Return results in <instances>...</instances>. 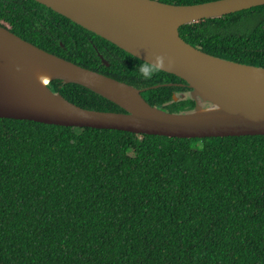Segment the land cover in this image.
Listing matches in <instances>:
<instances>
[{
    "label": "trees",
    "instance_id": "trees-1",
    "mask_svg": "<svg viewBox=\"0 0 264 264\" xmlns=\"http://www.w3.org/2000/svg\"><path fill=\"white\" fill-rule=\"evenodd\" d=\"M0 26L146 88L151 106H194L180 78L34 0H0ZM178 33L207 54L264 67V5ZM48 86L82 108L123 112L82 86ZM0 264H264V136L186 139L1 118Z\"/></svg>",
    "mask_w": 264,
    "mask_h": 264
},
{
    "label": "water",
    "instance_id": "water-1",
    "mask_svg": "<svg viewBox=\"0 0 264 264\" xmlns=\"http://www.w3.org/2000/svg\"><path fill=\"white\" fill-rule=\"evenodd\" d=\"M34 1L180 78L194 106L181 113L151 106L141 96L146 88L76 65L0 26V119L186 139L264 136V67L207 54L178 33L184 24L262 6L264 0L177 5L157 0ZM156 56L163 58L162 64ZM53 80L82 86L123 112L77 106L50 89Z\"/></svg>",
    "mask_w": 264,
    "mask_h": 264
},
{
    "label": "clouds",
    "instance_id": "clouds-1",
    "mask_svg": "<svg viewBox=\"0 0 264 264\" xmlns=\"http://www.w3.org/2000/svg\"><path fill=\"white\" fill-rule=\"evenodd\" d=\"M155 61H156L157 64H162L163 63V58L160 57V56H156L155 57ZM144 75H145V77H147L148 75H150V73L149 74H144Z\"/></svg>",
    "mask_w": 264,
    "mask_h": 264
},
{
    "label": "rangeland",
    "instance_id": "rangeland-1",
    "mask_svg": "<svg viewBox=\"0 0 264 264\" xmlns=\"http://www.w3.org/2000/svg\"><path fill=\"white\" fill-rule=\"evenodd\" d=\"M183 94V95H182ZM177 96H180L178 93L176 94ZM182 97L185 98L187 96V93H181Z\"/></svg>",
    "mask_w": 264,
    "mask_h": 264
},
{
    "label": "flooded vegetation",
    "instance_id": "flooded-vegetation-1",
    "mask_svg": "<svg viewBox=\"0 0 264 264\" xmlns=\"http://www.w3.org/2000/svg\"><path fill=\"white\" fill-rule=\"evenodd\" d=\"M179 85L184 86V84H182V83H180ZM181 93L182 92L178 93L180 95V98H182V95H183V94L181 95Z\"/></svg>",
    "mask_w": 264,
    "mask_h": 264
}]
</instances>
